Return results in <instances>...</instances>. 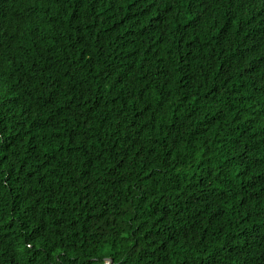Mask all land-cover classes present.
<instances>
[{
    "label": "trees",
    "instance_id": "16d2710c",
    "mask_svg": "<svg viewBox=\"0 0 264 264\" xmlns=\"http://www.w3.org/2000/svg\"><path fill=\"white\" fill-rule=\"evenodd\" d=\"M262 13L0 0V264H264Z\"/></svg>",
    "mask_w": 264,
    "mask_h": 264
},
{
    "label": "water",
    "instance_id": "95a60500",
    "mask_svg": "<svg viewBox=\"0 0 264 264\" xmlns=\"http://www.w3.org/2000/svg\"><path fill=\"white\" fill-rule=\"evenodd\" d=\"M107 263L106 264H110V263H112V258L111 257H107Z\"/></svg>",
    "mask_w": 264,
    "mask_h": 264
},
{
    "label": "clouds",
    "instance_id": "9594fccd",
    "mask_svg": "<svg viewBox=\"0 0 264 264\" xmlns=\"http://www.w3.org/2000/svg\"><path fill=\"white\" fill-rule=\"evenodd\" d=\"M259 15H264V13H262V14H259ZM235 40H237V38H236Z\"/></svg>",
    "mask_w": 264,
    "mask_h": 264
}]
</instances>
